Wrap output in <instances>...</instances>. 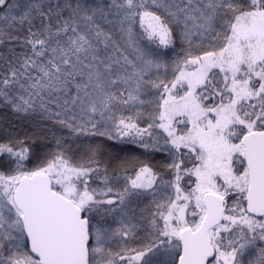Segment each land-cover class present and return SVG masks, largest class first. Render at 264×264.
<instances>
[{
	"label": "snow or ice",
	"instance_id": "1",
	"mask_svg": "<svg viewBox=\"0 0 264 264\" xmlns=\"http://www.w3.org/2000/svg\"><path fill=\"white\" fill-rule=\"evenodd\" d=\"M0 106V264H264V0H0Z\"/></svg>",
	"mask_w": 264,
	"mask_h": 264
},
{
	"label": "trees",
	"instance_id": "2",
	"mask_svg": "<svg viewBox=\"0 0 264 264\" xmlns=\"http://www.w3.org/2000/svg\"><path fill=\"white\" fill-rule=\"evenodd\" d=\"M44 127L47 129L49 125L45 124ZM6 129L11 131L12 134L19 136L21 139L32 137L34 131L31 123L17 119L10 109L0 106V142L6 139ZM52 131L55 132L56 129L53 128ZM49 135H51V133H49ZM123 147H125V154L140 155L142 159H148L150 163L157 167L161 166V164L166 161V157L160 153L145 157L141 152H133V146Z\"/></svg>",
	"mask_w": 264,
	"mask_h": 264
}]
</instances>
